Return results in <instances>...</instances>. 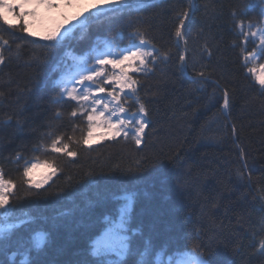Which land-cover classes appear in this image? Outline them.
<instances>
[{
  "label": "trees",
  "instance_id": "16d2710c",
  "mask_svg": "<svg viewBox=\"0 0 264 264\" xmlns=\"http://www.w3.org/2000/svg\"><path fill=\"white\" fill-rule=\"evenodd\" d=\"M145 2L140 12L73 32L62 46L4 33L11 50L0 65V168L17 185L11 204L17 214L34 218L32 228L48 233L42 259L49 264L84 258L89 237L103 230V215L110 210L96 202L121 189L138 193L131 227L143 238L150 235L156 247L171 253L177 246L211 244L219 264H264L256 252L264 237V91L243 60L257 44L245 41L237 26L241 21L262 26L258 13L264 4L192 0L185 44L175 37V28L189 0ZM137 28L169 55L147 75L132 74L140 81L137 94L150 121L141 145L117 138L90 147L71 143L78 153L74 158L52 153L49 145L56 135L68 142L67 137L77 141L87 132L86 120L70 115L74 102L60 101L54 87L60 77L57 64L67 63L70 55L84 56L98 44L102 48L114 37L119 47L126 46L128 33ZM179 55L185 56L183 71ZM201 68L206 79L195 75L194 69ZM225 90L231 100L226 115ZM17 154L20 162H15ZM32 159L54 160L57 171L42 188L28 190L22 170L24 160Z\"/></svg>",
  "mask_w": 264,
  "mask_h": 264
},
{
  "label": "snow or ice",
  "instance_id": "6c2138e0",
  "mask_svg": "<svg viewBox=\"0 0 264 264\" xmlns=\"http://www.w3.org/2000/svg\"><path fill=\"white\" fill-rule=\"evenodd\" d=\"M260 3L264 4V0H260ZM147 6L145 0H95L90 5L86 0H0V65L6 62L5 52L11 50L10 40L5 38L4 33L9 37H15L17 33L29 37L40 36L49 42L48 47H57L62 46L66 37L77 30L86 31L94 23L110 20L118 15L140 12ZM251 7L255 10L256 5ZM193 9L194 5L189 0L188 7L177 15L175 37L185 44L187 39L184 29ZM258 14L264 19V7H259ZM237 26L245 41L251 40L257 44L255 50L243 55L247 66L251 60L264 56V26L252 23L245 26L243 21ZM245 27L249 31H244ZM254 28L256 31H251ZM127 38L128 44L125 47H119L114 37L103 50L98 44L84 56L70 57L71 64H57L54 71H60V77L55 81L54 87L59 90L60 101L74 102L70 115L86 120L87 132L77 141L67 137L68 142H65V137L56 135L49 145L52 153L68 158L76 157L78 153L72 150L70 144L90 147L96 130L101 128L106 129L101 139L104 136L113 140L122 138L125 141L130 138L136 146L141 145L150 121L146 105L137 94L140 81L130 73L147 75L159 61H167L169 55L161 52L139 28L128 33ZM16 47L19 49L20 45L17 44ZM178 59L181 70H185V56L179 55ZM194 71L197 77L207 78L203 68ZM247 71L252 74L261 91H264V65H260L259 70L248 67ZM26 91L30 95L32 90ZM98 93L105 95L102 97ZM230 103V94L225 90L222 106L225 115ZM129 108L135 110L130 112ZM56 116L59 118L60 113L57 112ZM10 122L11 117L6 123ZM14 159L15 162H20L23 157L17 154ZM55 164L54 160H24L22 182L25 187L28 190L42 188L56 174ZM38 166L50 168L51 175H46L40 181L33 180V172ZM16 188V183L5 178L4 170L0 168V264H49V261L42 259L48 243V233L32 228L35 221L27 213H16L11 204ZM137 196L138 193L134 190L121 189L99 198L96 204L110 209L103 215V230L94 238L89 237L90 244L85 249L84 258L75 264H219L214 259L216 248L211 244L177 246L169 253L165 247H156L150 235L143 238L138 228L131 227ZM260 224L264 231V216L261 217ZM137 236L142 237L141 242L133 246ZM256 252L264 257V237L258 241Z\"/></svg>",
  "mask_w": 264,
  "mask_h": 264
},
{
  "label": "rangeland",
  "instance_id": "374dc122",
  "mask_svg": "<svg viewBox=\"0 0 264 264\" xmlns=\"http://www.w3.org/2000/svg\"><path fill=\"white\" fill-rule=\"evenodd\" d=\"M95 2V0H86V3L88 4V5H90V4H92V3H94ZM262 26H264V21H263V23H262ZM246 31H249L248 30V28L246 27ZM251 31H256V29L254 28V29H252ZM70 36V35H69ZM36 38H40V36H36ZM67 38V37H66ZM41 39V38H40ZM258 39H259V37H257L256 38V41H257V43H258ZM106 45V44H105ZM105 45H103V47L101 48V50H103L104 49V47H105ZM127 46V45H126ZM122 47H125V46H122ZM256 48H257V45H256ZM70 57H73V55H70L69 57H68V62H67V64H71L72 63V60L70 59ZM76 57V56H75ZM262 57H264V56H260L258 59H253V60H251L250 62H249V64H250V67H252V68H256L257 70H259V67H260V65H264V59L263 60H261L260 61V59H262ZM260 61V62H259ZM66 63V62H65ZM110 67V66H109ZM131 75L132 74H138V73H130ZM250 74V73H249ZM251 76H252V74H250ZM254 78V77H253ZM108 87H110V86H108ZM98 95H100V96H104L105 95V93H98ZM129 103H132V101H129ZM126 107H127V105H126ZM135 110V108H129V111L131 112V111H134ZM104 132H106V129H97L96 130V134L94 135V137L92 138V141H91V146H93V145H96V144H98V143H100V142H102V141H104V140H108V139H110L108 136H104V138L103 139H101V135L104 133ZM88 146V145H87ZM37 159H32V160H29V161H33V162H35ZM46 175H51V169L50 168H46V167H43V166H38L37 167V169H35L34 170V172H33V175H32V179L33 180H35V181H40V180H42V179H44V177L46 176ZM54 175H52L51 176V179H52V177H53ZM50 179V180H51ZM50 180L48 181V182H50ZM46 185V184H45Z\"/></svg>",
  "mask_w": 264,
  "mask_h": 264
},
{
  "label": "bare ground",
  "instance_id": "6f19581e",
  "mask_svg": "<svg viewBox=\"0 0 264 264\" xmlns=\"http://www.w3.org/2000/svg\"><path fill=\"white\" fill-rule=\"evenodd\" d=\"M191 2H192V0H191ZM242 162H243V160H242ZM243 164H244V162H243Z\"/></svg>",
  "mask_w": 264,
  "mask_h": 264
}]
</instances>
